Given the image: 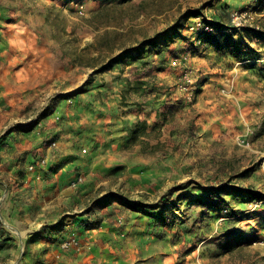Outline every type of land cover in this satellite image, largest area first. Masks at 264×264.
<instances>
[{
	"label": "rangeland",
	"instance_id": "374dc122",
	"mask_svg": "<svg viewBox=\"0 0 264 264\" xmlns=\"http://www.w3.org/2000/svg\"><path fill=\"white\" fill-rule=\"evenodd\" d=\"M130 1L140 2L0 0V158L8 161L20 150L36 156L42 147L55 154L75 130L85 154L84 143H108L94 138L98 131L122 138L127 127L130 139L116 150L117 168L103 171L109 183L95 193L113 190L112 214L124 213L122 201L163 193L177 207L168 221L180 226L172 241L185 258L264 264V0H147L146 10L121 7ZM107 4L111 9L96 16ZM195 9L199 16L183 18ZM178 21L141 54L114 58L121 42L142 36V25L154 32ZM136 76L146 80L140 94L130 93L129 78ZM115 88L124 100L117 101ZM42 157L33 163L46 169ZM133 162L141 172L124 171ZM2 173L0 191L8 179ZM170 175L171 188H141ZM74 179L82 184L87 175ZM248 189L263 196L252 198ZM3 196L0 264H22L25 236L7 217ZM178 196L192 198L177 203ZM128 202L142 210V199ZM74 239L60 241L62 250L70 252Z\"/></svg>",
	"mask_w": 264,
	"mask_h": 264
},
{
	"label": "crops",
	"instance_id": "0c3cea01",
	"mask_svg": "<svg viewBox=\"0 0 264 264\" xmlns=\"http://www.w3.org/2000/svg\"><path fill=\"white\" fill-rule=\"evenodd\" d=\"M129 80L131 84L133 78ZM141 91L130 89V93L140 94ZM115 96L117 101H122L126 94H123L122 88H115ZM122 129V138L115 136L119 135L115 132L103 137L102 132L98 131L100 136L96 135L94 138H107L108 143H84L89 150L85 154L77 146L76 141L80 137L79 134L75 135V130L69 134V139L60 141V150L55 154L51 153L49 147H42L36 156L30 150H20L15 156H10L8 161L0 158V170L4 171L1 175L8 178L7 181H2L0 191L4 195L1 199L6 197V215L15 222L18 234L25 236L26 252L22 264H203L207 261L203 255L194 256L193 259L185 258L188 255H182L176 241H172V233L175 234L174 231L180 227L168 221L171 210H177V207H172V196L170 198L161 193L146 199H127L130 203L142 199V210H133L128 201H122L120 206L122 205L124 213L115 215L110 210L115 203L114 198L109 195L113 190L107 189V186L104 191L106 194L95 195L97 187L105 182L109 183L103 181V171L111 173L117 168L115 160L119 153L116 150H125L121 142L128 136L130 139L127 127ZM34 153L36 154V150ZM41 156L47 162V165H43L46 169L36 165L31 172L29 166L35 165L33 162ZM119 165L118 163L117 166ZM137 165L138 162L128 163L124 171L141 172L142 169ZM79 172L86 173L87 179L82 184H74V178ZM156 173L158 174L157 170ZM89 174H94V177L89 179ZM154 179L155 182H145L141 188L150 192L161 187H173L172 175L167 179L163 176ZM8 181L11 186L6 193L3 186H8ZM231 197L235 195L232 194ZM191 198L192 196L176 197L177 203L185 201L186 204ZM195 198L201 202L199 195ZM201 198L203 201L207 199L202 195ZM99 204L100 212L95 213ZM214 210H209L211 216L215 215ZM71 237L78 240L77 245L71 247L70 252L62 250L60 241ZM39 238L41 239L37 244L36 240ZM14 244H11L12 249L16 248ZM34 247L43 249L34 253Z\"/></svg>",
	"mask_w": 264,
	"mask_h": 264
},
{
	"label": "trees",
	"instance_id": "16d2710c",
	"mask_svg": "<svg viewBox=\"0 0 264 264\" xmlns=\"http://www.w3.org/2000/svg\"><path fill=\"white\" fill-rule=\"evenodd\" d=\"M147 2H148L147 0H140V2L136 4L135 2L130 1L127 4H120V5L123 9L130 6L132 10L140 9V8H143L144 10H146ZM109 6L110 4L100 7L95 13V15L99 16L101 13L107 10H110L111 8ZM192 15L199 16L200 11H198L197 9L189 11L184 14L183 18L192 16ZM174 23H176V21H174ZM178 23H180V21H178L177 24H173V26H170L169 28H165V29L163 28L162 30L154 29L153 30L154 32L150 31L147 27L142 25L141 26L142 36L139 38H133L134 40L132 42H121L120 44L121 49L119 50V52H117L118 54L114 58H120L132 52H139L141 54L145 46L151 45L153 42L157 40L158 37L167 35L170 32V29L171 30L174 29L178 25ZM130 32L132 33V29H129L124 33L122 32V35L125 36L126 33L130 34ZM114 58L112 60H114ZM109 60L110 58L107 59L106 62L104 63L105 64L104 68H107L111 65L112 62H109ZM145 83H146V80L142 76H136L131 82V84H133L132 85L133 91L140 92L142 87L145 85ZM246 194L249 196H252V198H260L263 196L261 192L253 190V189H248L246 191Z\"/></svg>",
	"mask_w": 264,
	"mask_h": 264
},
{
	"label": "built area",
	"instance_id": "2783aa9c",
	"mask_svg": "<svg viewBox=\"0 0 264 264\" xmlns=\"http://www.w3.org/2000/svg\"><path fill=\"white\" fill-rule=\"evenodd\" d=\"M240 18H241V16H236V17H235V20L238 21V19H240ZM238 22H240V21H238ZM56 143H57V142H54V144H56ZM84 150H87V148H84ZM29 169H30V170H34V169H35V165H34V164L30 165V166H29ZM79 180H83V178L80 177ZM74 242L77 243V241H76L75 239H74Z\"/></svg>",
	"mask_w": 264,
	"mask_h": 264
}]
</instances>
